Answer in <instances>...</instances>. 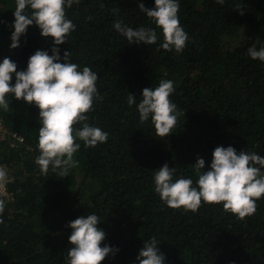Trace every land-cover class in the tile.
<instances>
[{
	"label": "trees",
	"instance_id": "obj_1",
	"mask_svg": "<svg viewBox=\"0 0 264 264\" xmlns=\"http://www.w3.org/2000/svg\"><path fill=\"white\" fill-rule=\"evenodd\" d=\"M155 0H79L65 8L76 26L60 56L88 66L98 75L93 110L87 123L108 133L105 143L81 147L78 166L60 178L49 167L42 174L39 155V109L9 95L6 127L25 138L17 149L0 143V166L11 174L0 219V264H65L68 222L96 214L102 242L119 251L102 264H136L144 241L155 237L165 264H264V196L254 214L241 219L222 204L201 203L196 212L167 207L155 192V171L175 167L173 179L193 180L197 157L209 170L217 146H232L264 157V62L248 48L264 47V0H178L179 21L188 34L181 53L165 50L162 30L139 10ZM15 0H0V62L10 58L25 70L36 50L51 55L52 37L35 25L10 48ZM242 13V14H241ZM91 17V19H89ZM122 21L133 29L155 28L153 45L129 44L114 28ZM61 62H63L61 60ZM173 81L170 100L179 116L169 136H158L151 117L139 120L137 104L146 87ZM15 82L13 74L12 83ZM81 124L74 125L80 128ZM264 171V169H262Z\"/></svg>",
	"mask_w": 264,
	"mask_h": 264
},
{
	"label": "clouds",
	"instance_id": "obj_2",
	"mask_svg": "<svg viewBox=\"0 0 264 264\" xmlns=\"http://www.w3.org/2000/svg\"><path fill=\"white\" fill-rule=\"evenodd\" d=\"M216 2L223 4L224 0ZM73 3H79V0H15L10 48L19 47L20 38L29 26L35 24L42 37L53 38L52 54L36 50L29 57L27 68L21 71H17V64L10 58L5 57L0 62V108L8 110L9 95L38 107L39 155L35 163L45 175L50 166L54 172L59 170L60 178L68 177L69 170L78 166V161L74 160V154L81 147L77 139L86 148L108 139L107 132L87 123L86 113L93 110L94 98H99L97 73L88 66L79 70V65L70 62V51L60 56L58 46L68 42L69 35L76 28L71 20L66 19L65 12V8H70ZM139 10L162 30L161 48L183 52L188 34L180 25L178 0H155L152 8L140 3ZM113 26L129 44L153 45L159 39L155 28L141 26L133 29L122 21ZM247 52L251 59L264 62V47L252 46ZM174 91L173 81L161 80L157 87L142 90L138 104L132 94L127 97V103L130 107L136 104L141 123L151 117L156 134L169 136L180 114L177 105L169 98ZM76 124L81 127L74 128ZM192 166L198 176L196 186H193L192 179L183 176L174 180L176 169L167 163L155 171V192L167 207H183L186 211L196 212L204 202L222 204L225 211L241 219L255 213L256 201L264 196V157L252 151L238 153L232 146H217L212 152L209 170H205V160L200 157ZM9 182L7 169L0 167V192ZM5 207V200L0 198V215ZM0 223H3L2 219ZM99 223L96 214L81 215L68 222L66 227L71 229L68 237L71 247L67 249L65 264H102L106 257L119 251L108 244L101 246L106 234L97 227ZM158 244L155 237L144 241L136 256V264H165L166 257Z\"/></svg>",
	"mask_w": 264,
	"mask_h": 264
},
{
	"label": "built area",
	"instance_id": "obj_3",
	"mask_svg": "<svg viewBox=\"0 0 264 264\" xmlns=\"http://www.w3.org/2000/svg\"><path fill=\"white\" fill-rule=\"evenodd\" d=\"M0 143H6L11 148L17 149L18 147L23 146L26 143V141H25V138L19 133L10 131L6 127L3 119L0 118ZM7 172H8V176L10 177V182H11L13 179L11 177L10 172L8 170ZM0 194L3 196L7 195L6 188L3 192H0Z\"/></svg>",
	"mask_w": 264,
	"mask_h": 264
}]
</instances>
